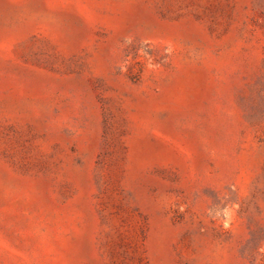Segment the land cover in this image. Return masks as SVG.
I'll return each mask as SVG.
<instances>
[{
  "label": "rangeland",
  "instance_id": "1",
  "mask_svg": "<svg viewBox=\"0 0 264 264\" xmlns=\"http://www.w3.org/2000/svg\"><path fill=\"white\" fill-rule=\"evenodd\" d=\"M0 264H264V0H0Z\"/></svg>",
  "mask_w": 264,
  "mask_h": 264
}]
</instances>
